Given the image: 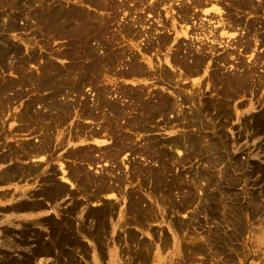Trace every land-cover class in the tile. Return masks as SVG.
I'll list each match as a JSON object with an SVG mask.
<instances>
[{
	"label": "rangeland",
	"instance_id": "obj_1",
	"mask_svg": "<svg viewBox=\"0 0 264 264\" xmlns=\"http://www.w3.org/2000/svg\"><path fill=\"white\" fill-rule=\"evenodd\" d=\"M41 1L0 0V43L4 41L19 43L26 49L25 51L34 50L41 54L36 65L31 64L32 69L51 59L56 65L67 66L70 60L65 57L59 58V52L68 47V41L56 39L47 45L43 41L44 38L37 34L38 23L33 19L32 11L36 5L41 4ZM45 1L49 3L60 1L70 6L79 5L99 15H104L106 12L95 9L91 0ZM212 3L221 7L227 6L226 2L223 3L221 0L220 2L214 0ZM211 11L210 9L207 13L205 10L201 16L205 20L211 18L216 29H223L222 24L217 26L216 21L221 18L225 21L227 18L225 11L221 16L217 15V11ZM160 15L166 18V12L163 9ZM211 15L214 16L211 17ZM262 16L264 19V14ZM157 17L158 15L149 16L147 17L149 19L143 22L147 26L155 23L156 28L154 26L152 28L154 37L159 35V29L162 28L155 21ZM252 18H255V15L248 16V19ZM12 19L16 21L18 29L9 31L7 27ZM242 27L239 26L237 29L227 27L226 30L229 32L219 37L223 42L221 44L214 42L217 52L206 58L203 71L184 78L178 75L173 79L172 86L157 82V75L132 77L124 81L119 80L122 77H114L120 81L117 80L118 84L115 83V79H113L114 82L111 81L112 83L107 78L103 79L104 83H108L109 91L113 93L127 88L139 89L140 86H145L151 91H167L171 94L174 92L175 97L177 96L175 92L179 91L184 96L192 97L194 101H196L195 94H199V100L205 106L209 100L213 102L212 97L217 96L219 99L218 93L223 90L222 82L217 81V74L242 76L247 70H252V74L247 78L248 90L238 93L229 109L231 112L229 116L219 115L213 109V113L199 116L204 123L203 126H163L166 123L158 118L156 123H151L145 130L132 129L133 143L138 146H142L149 139L157 141L161 138L173 139L184 135L200 139L203 152L199 156H188L183 164H178L176 157L188 155L190 152L187 148L188 142L180 148L170 149L176 159V166L171 176L174 178L175 174H181L182 177L174 179L171 191L167 192L170 198L162 191L163 189L154 185L156 181H153V178L144 184L140 180L142 177L126 181L119 188V195L111 194L100 201L94 199L87 202L83 194H76V183L66 180L65 175L68 176L69 168L79 162H73L74 159L69 154L85 147H98L97 149L104 150L112 148L114 138L108 135L98 137L97 140L77 139L64 148L58 145L53 152L55 155L53 161L47 167L44 156L20 161L12 158L14 156L11 155L8 162H0V173L9 167L19 168V165L22 168L41 165L46 167L47 174H51L55 167L58 172L55 177L59 181H68L67 185L75 192L74 195L68 194L62 199L56 197L57 203L52 204L39 192L43 184L41 175L39 177L24 176L10 180L7 184L0 182V264L19 262L67 264V261L63 259L54 260L56 256L52 254L38 259L32 256L39 246V241L49 244L51 252L61 254L60 249L55 245V240L57 241L58 238L56 227L59 230L70 231V234L76 236V239L86 247V254L80 252L76 255L78 264H264V124L262 126L255 123L246 125L255 115L264 118V59H257L264 54V43L256 42L255 37L249 34L254 44L251 50L245 51L244 41L247 39L245 36L247 31ZM139 29L144 28L141 26ZM229 41L232 44L228 48ZM125 43L133 47V51L138 54L141 62L147 64V60L151 59L153 66L156 67L153 70L167 67L170 71H176L175 67L170 66L171 57L165 50L156 57L145 54L143 40L125 41ZM203 43L207 46L212 42L207 39ZM119 45L118 43L116 47L118 48ZM232 50L235 52L234 57L231 56L227 61H223V57ZM171 53H174V50ZM121 68L123 65L119 69ZM0 74L5 79H15L18 72L10 67L3 69L0 65ZM165 86L168 90L164 89ZM22 90L20 93L8 92V97L4 98V102L2 101L0 156L12 154V148L24 142L38 144L43 138L41 133L28 129L21 130L19 127L40 126L34 119L31 120L24 115L38 116L41 112L49 111L43 99L50 96L52 90H36L32 86H26ZM94 95L93 85H88L81 99L94 100ZM73 97L75 94L72 96L64 94L59 99L70 101L71 98L74 99ZM128 102L130 101L125 103L129 104ZM194 105L198 106V102L196 101ZM27 111L29 113H26ZM50 111L52 112L50 115L55 117L53 113L56 112L55 109ZM192 111L193 106L190 102L181 104L182 114ZM173 116L174 114L170 115L172 118ZM224 117L229 119L226 120ZM51 120L53 121L54 118H48L45 121ZM246 120L247 123H245ZM86 121H78L74 118L59 125V131L62 134L58 139L68 137L69 132L76 129L77 125L88 124L86 129L93 130L104 124L95 119L87 121L88 123ZM100 146L103 148H99ZM59 154L61 158H58ZM118 161L116 164L104 161L91 166L87 165L86 168L95 176L105 171L112 176L125 177L130 171L129 165H133L135 161L146 163L143 158L130 151L121 152ZM213 162L216 163L212 164ZM152 164L158 165L156 161ZM95 189L91 187L86 196L93 195ZM131 195L142 196V201L136 205L150 212L144 224L138 223L135 213H132L134 211L130 210ZM25 200L41 201L44 208H40L35 214L28 215L26 211L18 208L19 202ZM104 202L115 207L118 214L106 222L104 239L106 248L100 252L96 242L83 238L78 230L80 228L94 232L97 221L88 216L87 212L100 208ZM119 216H121L120 220ZM60 222L65 225L59 226ZM61 257L65 258L62 254Z\"/></svg>",
	"mask_w": 264,
	"mask_h": 264
},
{
	"label": "bare ground",
	"instance_id": "obj_2",
	"mask_svg": "<svg viewBox=\"0 0 264 264\" xmlns=\"http://www.w3.org/2000/svg\"><path fill=\"white\" fill-rule=\"evenodd\" d=\"M126 1L130 2L129 0H91L95 9L106 11L104 15H99L79 5H64L60 1L49 3L42 0L41 4L39 3L40 5H36L37 9L35 7L32 14L33 19L38 23V36H42L47 45L56 39H66L68 41V47L59 52V58L65 57L70 60L67 66L56 65L51 59L37 65L36 69H32L31 64L36 65L35 63L38 62V57H41V54L34 50L25 51L26 49L19 43L7 41L0 43V65L3 69L10 67L18 72L15 79H5L0 74V107L3 105L4 98L8 97V92L20 93L24 87L32 86L36 90H52L51 95L45 97L43 101L50 110L55 109L56 111L53 112L56 115L55 117L50 115L52 113L50 110L44 113L41 112L38 116L24 115L31 120L34 119L40 126H20L19 129L41 133L43 138L40 139L38 144L24 142L16 148H12V154L1 155L0 162H8L11 155L14 156L12 158L20 161L26 158L44 156L47 167L53 161L55 156L53 152L58 145H60V148H64L70 146L72 141H77V139L88 141V139L97 140L98 137L100 138L103 135L113 137L112 148L104 150L97 149L98 147H85L76 149L69 154L74 159L73 162L79 163L69 168L68 176L65 175V179L76 183H73L76 186V194H83L87 202L94 199L100 201L111 194L119 195L118 190L122 187V184L136 177H142L140 180L144 184L153 178V181H156L154 185L163 189L162 191L169 197L168 193L172 189L174 179L182 178L181 174H175L174 178L171 176L176 166V159L178 164H183L188 156H199L203 152L200 139L184 135L173 139L161 138L157 141L149 139L142 146H138L133 143L132 129L145 130L151 123H156L158 118L166 123L163 126H203L204 123L199 116L213 113L214 110L219 115L229 116L231 113L229 109L238 93L248 90L247 78L252 74V70H247L242 76L217 74V81L222 82L224 91L220 90L218 93L219 99H217V96L212 97L213 102L209 100L205 106L201 104L199 94H195L198 102V106H195L196 101L192 100V97L184 96L182 92L176 91L177 96L175 97L174 92L171 94L167 91H151L145 86H140L139 89L127 88L113 93L109 91L108 83H104L103 79L107 78L110 83L114 82L113 79H115V83L118 84L121 80H129L132 77H155L157 75V82L172 86L173 79L178 75L184 78L203 71L206 58L217 52L214 42H220V44L223 42L219 37L223 33L229 32L226 30L227 27L237 29L239 26H243L242 28L247 31L245 35L247 39L244 41L245 51L251 50L254 44L249 34L255 37L256 42L264 43V19L262 18L264 0H221L223 3L226 2V7L217 6V4L212 3L214 0H141L135 6ZM216 1L220 2V0ZM162 9L166 12V18H162V15H160ZM210 9L217 11V15L220 16L224 15L225 11L226 22L223 18L216 21L217 26L220 23L222 24V32L216 29L211 18L205 20L201 16L202 12L206 10L209 13ZM157 15L155 21L162 28L159 29V35L154 37L155 33L152 28L155 27V23L152 26L151 24L147 26L143 22L149 19L147 17ZM250 15H255V18L248 19ZM213 16L211 15V17ZM27 23L30 24L29 21ZM135 24L137 26H134ZM141 26L144 29H139ZM16 29H18V25L12 19L8 23L7 30L13 31ZM207 39L212 43L204 46L205 43L203 42ZM133 40H143L145 42L146 55L151 54L158 57L157 54L165 50L168 56L171 57L170 66L175 67L176 71H170L167 67L153 70L156 67L153 66L151 59L147 60V64L141 62L138 54L133 51V47L125 43V41ZM118 43L120 45L117 48ZM230 44L232 43L229 41L228 48ZM172 50H174V53H171ZM234 54L235 52L232 50L222 60L227 61ZM257 59H264V54L257 57ZM121 65H123V68L119 69ZM114 77H122V79L119 78V81ZM88 85H93L95 90L94 100L81 99ZM175 85L177 86V84ZM164 89H167L166 86ZM64 94L68 96L75 94V97H73L74 99L71 98L70 101H60L59 98ZM126 99H129L127 100L130 101L129 104L125 103L127 102ZM188 102L192 104L193 111L182 114L180 106ZM26 113H29V111ZM171 114H174L173 118L170 117ZM48 118H54V120L46 122L45 120ZM74 118H77L78 121L87 120L88 122L95 119L99 122L102 121L104 124L93 130L86 129L89 126L88 124L86 126L77 125L76 129L69 132L68 137L59 140L58 138H61L62 134L59 131V125H63L69 119ZM224 118L229 119V117ZM251 119L248 123L247 120L245 121L246 125L255 123L262 126L264 124V118L257 115ZM186 144L190 151L188 155L180 158L176 157L175 159L170 149L180 148ZM99 148L103 147L100 146ZM126 151L139 155L146 163L135 161L133 165H129L130 171L125 177L112 176L105 171H101V175L95 176L86 168L87 165L91 166L104 161L116 164L119 162L120 153ZM61 157L59 154L58 158ZM155 161L158 164L157 166L152 164ZM46 167L41 165H30L25 168H22L21 165H19V168L9 167L3 169L0 173V182L7 184L10 180L24 176L39 177L41 175L43 184L39 192L46 199H49L52 204L57 203L56 197L62 199L65 195L75 194L74 190H71L67 185L68 181H59L55 177L58 173L55 167L51 174H47ZM91 187L96 188L95 193L86 196L89 194L88 190ZM30 197L34 198L32 195ZM130 200L129 207L130 210L134 211L132 213H135L136 221L144 224L150 212L144 211L136 205V203L142 201V196L133 197L131 195ZM40 202L20 201L18 208L26 211L28 215L35 214L37 210L44 208ZM117 214L118 211L115 210V207H111L104 202L100 208L91 209L87 212L88 216L97 221L94 232H88L80 228L78 232L81 233L83 238L95 241L99 251L103 252L106 248V243H104L106 222ZM120 219L121 216H119ZM58 225L65 224L60 222ZM55 231L58 236L55 245L65 258H62L59 253L55 254V251L51 252L49 244L42 241H39L38 248L32 254L33 258L35 256L38 259L52 254L56 256L54 260L60 261L63 259L67 261V264H78L76 255L80 252L86 254V247L80 240L76 239V236H72L70 231L59 230L57 227Z\"/></svg>",
	"mask_w": 264,
	"mask_h": 264
},
{
	"label": "flooded vegetation",
	"instance_id": "obj_3",
	"mask_svg": "<svg viewBox=\"0 0 264 264\" xmlns=\"http://www.w3.org/2000/svg\"><path fill=\"white\" fill-rule=\"evenodd\" d=\"M130 2H128V1H126V2H128V3H131V4H133V6H135L136 4H138L139 3V1H141V0H133V2H131V0H129ZM143 1H145V0H143ZM147 1V0H146ZM172 1V0H171ZM152 2V1H151ZM136 16V15H135ZM134 26H137L136 24L134 25Z\"/></svg>",
	"mask_w": 264,
	"mask_h": 264
}]
</instances>
